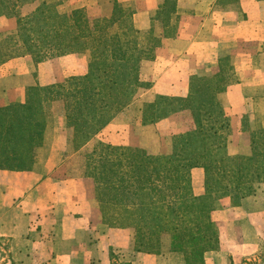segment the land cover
<instances>
[{
	"label": "crops",
	"instance_id": "0c3cea01",
	"mask_svg": "<svg viewBox=\"0 0 264 264\" xmlns=\"http://www.w3.org/2000/svg\"><path fill=\"white\" fill-rule=\"evenodd\" d=\"M162 2L35 0L23 5L19 15L27 17L46 3L64 19L82 9L94 20L110 18L118 3L128 12V31L153 28L160 35L156 11ZM176 5L177 31L161 39L152 59L139 63L141 86L130 104L78 147L64 100L45 99L42 90L85 75L87 55L38 62L25 54L0 62V113L13 120L34 104L29 114L35 115L41 135L31 163L20 169L0 167V239L10 248L7 256L0 254V264H185L177 252H136L134 229L102 223L93 180L85 174L86 156L97 143L153 156L182 149L185 134L194 129L191 113L174 111L164 100L186 99L192 79L215 76L225 58L233 81L217 101L230 123L228 155L249 156L250 133L264 129V0H177ZM17 33V17L0 16L1 52L7 50L6 39ZM146 104H155L158 114L144 125ZM190 191L193 197L204 196L203 168L190 170ZM210 218L217 247L204 254V264H264V183L256 184L254 194L239 206L220 199Z\"/></svg>",
	"mask_w": 264,
	"mask_h": 264
},
{
	"label": "trees",
	"instance_id": "16d2710c",
	"mask_svg": "<svg viewBox=\"0 0 264 264\" xmlns=\"http://www.w3.org/2000/svg\"><path fill=\"white\" fill-rule=\"evenodd\" d=\"M34 1L0 0V16H16L18 22L16 37L7 38V50L0 51V62L25 54L38 62L71 53L87 55L85 75L42 90L45 99L64 100L67 124L74 129L78 147L130 104L141 86L139 63L152 59L161 39L177 31V0H163L156 11L160 35L153 28L128 31L124 23L128 12L118 3L110 18L89 20L80 9L64 19L46 3L20 17V8ZM221 62L215 76L192 79L186 99L164 100L174 111L191 113L194 129L185 134L182 149L153 156L140 149L97 143L86 156L85 174L93 180L102 223L134 229L136 252H177L185 264H204V254L217 247L210 213L218 201L229 198L232 206H239L254 194L256 184L264 183V129L250 133L249 156L228 155L230 123L217 95L233 78L228 60ZM33 107L29 104V110L13 120L0 113V167L20 169L31 163L32 148L41 141L36 117L29 114ZM157 114L155 104H146L143 124L152 123ZM194 167L204 169L202 197H193L190 191Z\"/></svg>",
	"mask_w": 264,
	"mask_h": 264
},
{
	"label": "rangeland",
	"instance_id": "374dc122",
	"mask_svg": "<svg viewBox=\"0 0 264 264\" xmlns=\"http://www.w3.org/2000/svg\"><path fill=\"white\" fill-rule=\"evenodd\" d=\"M9 246L6 240L0 239V254H2L4 257L9 254ZM262 257V258H261ZM261 259H264V248L262 250V254L260 256ZM248 264H257L256 262H249Z\"/></svg>",
	"mask_w": 264,
	"mask_h": 264
}]
</instances>
